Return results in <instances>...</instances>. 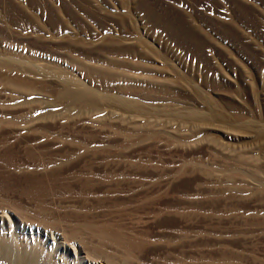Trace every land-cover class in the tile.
Returning <instances> with one entry per match:
<instances>
[{
    "label": "rangeland",
    "instance_id": "obj_1",
    "mask_svg": "<svg viewBox=\"0 0 264 264\" xmlns=\"http://www.w3.org/2000/svg\"><path fill=\"white\" fill-rule=\"evenodd\" d=\"M0 255L264 264V0H0Z\"/></svg>",
    "mask_w": 264,
    "mask_h": 264
},
{
    "label": "bare ground",
    "instance_id": "obj_2",
    "mask_svg": "<svg viewBox=\"0 0 264 264\" xmlns=\"http://www.w3.org/2000/svg\"><path fill=\"white\" fill-rule=\"evenodd\" d=\"M80 237V236H79ZM78 240V239H77ZM8 244V243H7ZM11 244V243H10ZM90 245V244H89ZM113 245V244H112ZM109 246H110V244H109ZM116 246V245H115ZM112 247V246H111ZM77 250V249H76ZM74 251L75 253L77 252V251ZM113 252H115V251H113ZM117 252V251H116ZM107 253V252H106ZM113 254V253H112ZM117 254V253H116ZM120 255V254H119ZM128 255V254H127ZM101 256V255H100ZM114 258H116V257H114ZM113 258V259H114ZM121 258V257H120ZM48 259H49V257H48ZM55 260V259H54ZM118 260V259H117ZM48 261V260H47ZM12 264H13V262H11ZM0 264H9V259H8V256L6 255V256H1L0 255ZM18 264V263H17Z\"/></svg>",
    "mask_w": 264,
    "mask_h": 264
}]
</instances>
